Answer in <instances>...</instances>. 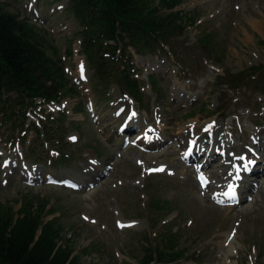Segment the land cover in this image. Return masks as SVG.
Instances as JSON below:
<instances>
[{
  "label": "rangeland",
  "instance_id": "obj_1",
  "mask_svg": "<svg viewBox=\"0 0 264 264\" xmlns=\"http://www.w3.org/2000/svg\"><path fill=\"white\" fill-rule=\"evenodd\" d=\"M0 1L30 20L47 53L63 62L70 88L57 102L38 99L27 124H43L30 128L24 143V131L0 114V202L19 209L28 198L55 208L47 218L63 225L81 264H139L148 247L167 251L166 235L174 231L175 249L189 255L174 264H223V243L233 264L264 263V71L250 70L264 63V0H182L176 8L189 22L171 41L176 52L170 44L145 54L129 48L141 101L114 79H96L69 0ZM241 73L243 85L232 87L227 77ZM123 101L131 113L121 117ZM39 108L49 114L43 118ZM212 119L218 124L211 133L204 125ZM147 126L164 138L160 144H144ZM216 135L235 155H259L240 203L212 195L219 156L184 154L183 141L198 137L210 149ZM222 146L217 142V154ZM198 163L207 165L206 188Z\"/></svg>",
  "mask_w": 264,
  "mask_h": 264
},
{
  "label": "trees",
  "instance_id": "obj_2",
  "mask_svg": "<svg viewBox=\"0 0 264 264\" xmlns=\"http://www.w3.org/2000/svg\"><path fill=\"white\" fill-rule=\"evenodd\" d=\"M181 2L69 0L68 9L79 23L81 50L94 67L96 79H114L141 101L129 48L145 54L158 48L159 52L166 50L170 44L168 50L176 52L171 41L184 32L189 22L176 8ZM3 3L0 1V114L13 128L24 131L25 140L30 128L39 130L35 122L27 124L29 110L37 106V99L59 101L70 88L61 59L47 53L28 18L7 10ZM195 20L190 16L191 22ZM250 70L263 72L264 63ZM242 73L227 77L234 81L232 87L243 85ZM50 132L45 125L46 137ZM47 204L26 198L16 209L14 204L0 202V264H81L77 248L63 235V225L57 217L47 218L56 211ZM175 235L176 231L166 235L167 251L158 246L146 248L148 254L138 260L139 264H173L189 257L187 248L175 249Z\"/></svg>",
  "mask_w": 264,
  "mask_h": 264
},
{
  "label": "bare ground",
  "instance_id": "obj_3",
  "mask_svg": "<svg viewBox=\"0 0 264 264\" xmlns=\"http://www.w3.org/2000/svg\"><path fill=\"white\" fill-rule=\"evenodd\" d=\"M181 100L182 101H185L184 98H182ZM126 103L124 101L122 103H118L117 109L119 111V116H121V117L122 116H126L127 114H130L131 113V111L127 107ZM132 121H131V123H132ZM128 124H129L128 122L125 123L126 128H128L130 126ZM215 124L217 125L218 124V121H216V119H212L211 122L206 123L204 126H207V129L206 130H209V132L212 133ZM144 130H146L145 133H144V139H145V137L147 135H149L152 140H157L156 142H154V145L160 144L162 142V140L164 139V138H162L158 134V131H157V129L154 126H147ZM126 131L128 132V129H126L125 132ZM184 133L186 134V130H185V132L183 130V133L181 135H184ZM220 137H219V135H216L215 137L211 138V141H210L211 148L210 149L208 147L206 149L203 147V144H205L204 141L203 142L202 141L201 142H199V141L197 142V138L198 137L196 138V140L194 141V143H191V145L189 144L190 143L189 141L190 140H193V139H190L188 141V143H185V141L182 142L184 144V147H185V150H186V151H184V153L187 154L188 156H189V153H190L189 151H197V152L202 153V154L209 153V155L212 156V158H214V159H216L219 156L218 158L220 160L219 159L218 160L220 161V163L218 164L219 166L218 165L217 166H218V168H220V171L218 172V170H216V174L219 176V179H217L214 182V184L212 185V187L214 188L213 196H215L217 198H222L223 197V193H222V196L219 193V189H220V186L221 185H225L226 186V187H224L223 192H225V190H227V189H231L232 190V186L235 185L234 179L232 178V179L228 180L226 175L228 174L227 173V170L230 167V164H229L230 157H232V161H233L234 156H237L235 154H230V152L228 150H225L224 149V147L220 143H221V141H225V140L224 139H221ZM259 137L261 138V141L264 142V136H261L260 135ZM141 138H142V135H141ZM139 139H140V137H139ZM182 139H184V138H182ZM217 142H219V146H222L221 148L218 149L219 154H217V150H216L217 149ZM244 155L247 157V160H246L247 162H251V161H253V160H255L257 158V155L253 154L251 151H249V152L248 151H245L244 152ZM205 166H206V164H202L201 165L202 168L205 167ZM232 168H238L239 169L240 168V163L238 162V163L233 164V167ZM242 172L243 171L241 169L238 171V175H240V178H243L242 177ZM221 248L226 252L225 256H222V259L224 261L223 264H233L231 262V260H230L231 254H232L231 246L229 247V249H227V248H225V243H223L222 246H221Z\"/></svg>",
  "mask_w": 264,
  "mask_h": 264
},
{
  "label": "snow or ice",
  "instance_id": "obj_4",
  "mask_svg": "<svg viewBox=\"0 0 264 264\" xmlns=\"http://www.w3.org/2000/svg\"><path fill=\"white\" fill-rule=\"evenodd\" d=\"M163 169H157V171H162Z\"/></svg>",
  "mask_w": 264,
  "mask_h": 264
}]
</instances>
